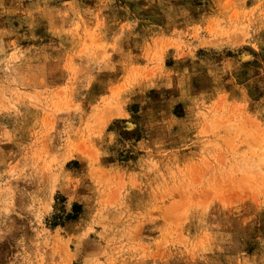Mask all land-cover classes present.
Returning a JSON list of instances; mask_svg holds the SVG:
<instances>
[{"label":"rangeland","instance_id":"rangeland-1","mask_svg":"<svg viewBox=\"0 0 264 264\" xmlns=\"http://www.w3.org/2000/svg\"><path fill=\"white\" fill-rule=\"evenodd\" d=\"M0 264H264V0H0Z\"/></svg>","mask_w":264,"mask_h":264}]
</instances>
